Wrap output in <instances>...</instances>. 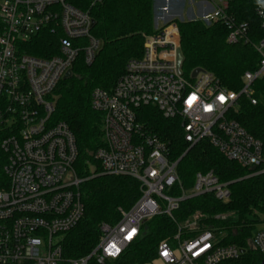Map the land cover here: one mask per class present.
I'll return each mask as SVG.
<instances>
[{
	"label": "built area",
	"instance_id": "obj_1",
	"mask_svg": "<svg viewBox=\"0 0 264 264\" xmlns=\"http://www.w3.org/2000/svg\"><path fill=\"white\" fill-rule=\"evenodd\" d=\"M102 1L91 0L92 5ZM190 2L204 11L196 17L207 24L227 22L228 42L249 41L248 25H237L226 15L228 0ZM256 12L264 31V0L257 1ZM93 20L88 10L67 0H0V127L10 132L1 142L7 161L0 178V264H88L93 258L103 264L119 258L139 238L143 223L172 216L184 199L210 193L228 200L230 183L212 171L198 172L189 191L173 193L181 184L179 160L171 158L166 141L138 121L142 106L180 118L191 146L208 139L228 160L255 169L254 175L264 174V143L234 117L241 96L257 104L253 84L264 77V38L256 45L262 55L259 68L247 71L242 89L233 91L204 68L187 78L177 63L178 24L156 26L145 39L142 56L127 62L114 89H95L91 101L104 114V145L95 154L102 173L137 179L141 196L130 209H120L118 222L101 224L99 243L89 255L66 259L64 236L80 223L85 205L74 169L76 137L66 123L53 124L51 116L54 92L66 72L80 53L92 62L100 47L92 35ZM46 29L61 34L58 54L37 57L21 51L23 43ZM182 229L159 244L153 262L222 264L238 261L244 253L236 244H220L213 231L184 239ZM250 242L264 256V224Z\"/></svg>",
	"mask_w": 264,
	"mask_h": 264
},
{
	"label": "trees",
	"instance_id": "obj_2",
	"mask_svg": "<svg viewBox=\"0 0 264 264\" xmlns=\"http://www.w3.org/2000/svg\"><path fill=\"white\" fill-rule=\"evenodd\" d=\"M77 8L88 10L95 23L92 35L100 41L92 62L80 53L72 67V75L63 79L54 92L56 105L51 122L66 123L76 137L78 157L74 165L82 180L80 193L85 215L80 223L67 232L63 239L66 259L89 255L98 245L102 223L115 224L121 218L120 209H130L140 198V182L127 175L102 173L95 158L104 145V114L92 108V94L97 88L112 91L125 72L127 62L141 57L147 35L155 33L153 0H103L92 5L91 0H67ZM258 0H228L226 15L237 25L247 24L248 42L230 43V28L223 20L207 24L203 19L180 21L181 50L184 55L182 69L190 72L204 68L216 75L221 84L240 91L247 71L259 68L262 55L257 50L264 31L256 12ZM4 26L0 21V34ZM60 33L51 29L39 32L21 51L37 57L58 54ZM257 104L241 96L235 119L251 135L264 143V77L253 84ZM138 121L169 144L171 158L178 163L180 185L174 194L189 191L198 172H214L223 182L230 183L228 200L221 201L213 194L192 196L181 202L172 216L158 215L141 225L139 238L123 254L103 264H149L158 256L163 240L173 239L179 228L183 238L210 230L220 244H236L244 250L235 262L222 264H262L264 256L250 242L254 232L264 224V174L228 160L208 139L191 146L184 139L180 118H166L154 106H142L137 112ZM9 131L0 127V178H4L7 156L1 148ZM181 158V159H180ZM199 217L197 229L184 225ZM88 264H100L91 259Z\"/></svg>",
	"mask_w": 264,
	"mask_h": 264
},
{
	"label": "rangeland",
	"instance_id": "obj_3",
	"mask_svg": "<svg viewBox=\"0 0 264 264\" xmlns=\"http://www.w3.org/2000/svg\"><path fill=\"white\" fill-rule=\"evenodd\" d=\"M154 2V20L156 26L162 27L164 24L175 19L180 21L193 20L196 16L203 14V10L198 8L196 5L191 4L190 0H153ZM198 11V13H197ZM151 35V34H150ZM149 36V35H147ZM181 40V38H180ZM184 75L189 78L191 71L187 72L183 69ZM56 100V99H55ZM199 217V214L195 215L191 222H187L184 228L188 230L197 229V222L194 221ZM149 264H161L160 262H151Z\"/></svg>",
	"mask_w": 264,
	"mask_h": 264
},
{
	"label": "water",
	"instance_id": "obj_4",
	"mask_svg": "<svg viewBox=\"0 0 264 264\" xmlns=\"http://www.w3.org/2000/svg\"><path fill=\"white\" fill-rule=\"evenodd\" d=\"M94 23H95V21L93 20L92 25H94ZM183 62H184V55H183L182 50L179 49V50H178V53H177V63H178V67H179V68L182 66ZM201 70H203L201 67L195 68V69L193 70V72H192V77L194 78V77L197 75V73H198L199 71H201ZM71 75H72V71H71V70H68V71L66 72L65 76H64V79H67V78L71 77ZM180 159H181V158H180ZM179 161H180V160H179ZM241 252H244V250L242 249ZM262 264H264V260H263Z\"/></svg>",
	"mask_w": 264,
	"mask_h": 264
},
{
	"label": "snow or ice",
	"instance_id": "obj_5",
	"mask_svg": "<svg viewBox=\"0 0 264 264\" xmlns=\"http://www.w3.org/2000/svg\"><path fill=\"white\" fill-rule=\"evenodd\" d=\"M221 99H223V98H221Z\"/></svg>",
	"mask_w": 264,
	"mask_h": 264
}]
</instances>
